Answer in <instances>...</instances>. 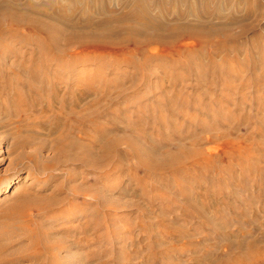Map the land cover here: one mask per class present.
<instances>
[{
  "label": "rangeland",
  "instance_id": "rangeland-1",
  "mask_svg": "<svg viewBox=\"0 0 264 264\" xmlns=\"http://www.w3.org/2000/svg\"><path fill=\"white\" fill-rule=\"evenodd\" d=\"M144 4L157 21L146 30L137 26L127 33L118 22L128 9L143 8L140 0H0V264H194L208 257L222 259L231 246L235 254V240L263 239L264 0ZM25 6L54 15L41 19L57 30L58 47L66 49L61 54L70 59L69 65L54 68V51L36 41L46 40L45 32L11 21L27 15ZM163 15L166 20L182 17L197 31L213 34L199 43L183 37L175 47L157 42L170 25L184 24L161 27ZM147 20L140 18L142 24ZM76 29L86 32L87 45L100 44L107 32L123 38L144 31L134 37L152 39L140 55L115 56L131 57L135 64L150 57L147 66L167 69L158 67L148 78L130 80L126 74L134 66L112 65L111 49L81 62L78 56L85 52L78 51L80 43L63 45L64 37ZM112 67L116 73H110ZM101 69L109 81L96 83H113L109 96L65 97L64 88L52 87L56 77L66 80L69 89L84 86L81 75ZM78 96L82 99L73 105ZM97 100L100 105L90 107ZM112 103L118 106L108 109ZM104 128L109 132H100ZM81 129L87 141L78 136ZM98 133L119 136V151L126 150L121 138L126 136L137 146L155 147L159 156L179 145L192 149L193 157L188 156L193 160L176 162L160 178L138 167L131 155L92 167L72 162L65 151L55 158L60 134L99 156L97 145L103 139ZM92 136L97 142L89 140ZM34 155L56 166L49 170ZM16 176L19 181L10 186ZM72 185L78 187L75 196L69 192ZM51 191L66 198L51 209L28 205L26 216L10 220L9 207L22 193Z\"/></svg>",
  "mask_w": 264,
  "mask_h": 264
},
{
  "label": "bare ground",
  "instance_id": "bare-ground-1",
  "mask_svg": "<svg viewBox=\"0 0 264 264\" xmlns=\"http://www.w3.org/2000/svg\"><path fill=\"white\" fill-rule=\"evenodd\" d=\"M140 2H141V6L143 8H139L138 10L137 9L136 10H130V9H128L127 10L128 12L126 13L125 17H123L119 22L116 21V22H118V27L119 28L127 29V33L131 32L132 30H138V29H136L137 26H140L141 28L144 26L142 29L143 30L144 29L146 30V28L149 27L150 25H152V23L154 21H157L156 17H154L150 13L151 11L149 10L150 11L149 12L147 10V8H146L147 6H145L146 4H144L145 3V0H140ZM147 2H150V1H147ZM132 5H133V3H132ZM161 6L166 7V5H164L163 3L161 4ZM164 10H166V8H164ZM22 12L26 13L27 15H24V16H21V17L20 16H16V17H12L11 18V21L14 22V24L16 23L15 26H25L26 28L30 29V31H32V32H34V30H39L41 32H45L47 34V36H48L46 38V40L43 39L42 41H40V40L39 41L36 40V41L39 43V45L43 46V48H48V49H50V51L51 50L54 51V53H52L53 54L52 57H55L57 59V61H58V63L56 64V66L54 68L57 69V70H61L65 66L69 65V60L70 59L68 60L65 56H63L61 54L62 52H66V49L63 48L64 46H62L61 48L58 47L59 43L57 41V39H58L57 38V30L56 29L54 30L53 27H51L47 23H44V21L41 19V16H45V17L51 19L54 15L53 14H49V13L48 14L50 16L47 15V14H45V13L42 14L37 9H34L33 10V9L27 7V6L23 7ZM29 13H31L32 16H29ZM34 14H36V15H34ZM160 15L159 16L157 15V17L160 18ZM143 17H147L148 20H149V22L148 23L143 22V24H142L140 22V18H143ZM166 19H167L166 16H164V18H163V21L164 22H162L161 25H159V26H161V27L162 26H165V23H168V24L169 23H176L178 21H183L184 22V24H181L178 27L176 25H170V30L167 31V34L166 35H162V37H159V38H155L154 39L157 42H160V43L163 42V43L168 44V45H170L172 47H175V44L177 42H179L180 39H182L183 37L193 38L194 40H196L199 43L202 40H208L210 38L209 36L213 34L212 31L207 32V33H203L202 31H197L195 27H193L191 24H188V22L184 21L185 19L182 18V17H180V18L174 17V18H171V20H166ZM198 20H199V18H198ZM60 26H63V28H64L65 25H61L60 24ZM77 31H78V33H77ZM121 31H123V30H119L117 32H121ZM61 32H63V30ZM91 34H92V32H91ZM116 34L119 35L118 33H116ZM135 34H137V35L138 34H143L144 35V31H141V30L140 31H137V33H134L133 35L125 34V36L123 38H118V37L115 36V34L108 33L107 32L104 36L100 37V39H103L105 41L101 40L100 44L87 45L84 42V41H86L85 39L88 37L86 35V32H81V31H79V29H76V34H71V35H67V36L64 37L63 45H69V44L74 43V42L80 43L79 46L81 47L82 50H78V51H83V53L85 52V54H82V55H79L78 54L79 56L78 55H75V56H78V58L81 60V62H83L82 60H89L90 58H93L94 55L100 53L102 49H104V50L111 49L112 51L114 50L113 51L114 54H111L110 53V57H111L110 60L112 59L110 61V63L112 65H118V64H122V63H125V64H123L125 66L126 65H131V66L133 65L134 67H132L133 68L132 72H129L130 74H126V77H128V79H130V80H134V79L141 80V79L147 77L149 75V73H152L155 70V68H156V67L155 68L154 67H149V66L146 65V63L148 61H151V58L150 57L148 59L147 58L144 59V61H142V62H138L139 64H135V62L133 61V59L131 57L126 58V59H124V58L122 59V58H119V57L115 56V55H118L120 53L123 54V53H126V52H130V54L133 55V57H134V56H138V55H140L142 53L145 43H148L149 40H151L152 38L147 37V39H145L144 41L141 42L138 38H135L134 37ZM195 43L196 42H194V44ZM55 50H57V51H55ZM86 53H89V54H86ZM177 53H178V58H179L181 53H180V51H178ZM90 56H93V57H90ZM99 63H98V66L101 65ZM169 63H171V62H169ZM170 65L174 67V65H172V64H170ZM167 66L168 65H163L161 67V65H160V66H158L160 68H158V67L157 68H158V70H162L163 68H166ZM169 70H171V69H169ZM116 72H117V70L114 67H112L110 73H116ZM105 73L106 72H105L104 69L98 70L95 73H90V74H88V73L87 74L86 73L84 74L83 73L84 75H81V76H84L83 77L84 78V81H87V83L84 84V86H79V87L78 86H75V87H72V89H69L67 86H65V83L64 82H66V80H63L61 78L59 79V77H56V78H54V81H52V84H54L52 87L58 86V87H60V90L62 88H64V89H62V91L64 90V92L66 93L65 94V97L67 95L68 96L72 95V93H76L80 97H85L87 95L89 96V94H91V93H101V92L103 94H106L107 96H109L110 95V92L112 91V89L114 87L113 86V83H112V85L111 84L110 85L102 84L101 86L98 85L100 87H98L97 86V83H96V82H98V79L107 80L109 78V77H105L107 75V73L106 74ZM226 73H228V72H226ZM122 74H123V72H122ZM164 74L165 73H163V75ZM163 75H162L161 79H163V78L166 77V76L163 77ZM115 76H116V74H115ZM118 76H119V74H118ZM121 76L123 77L125 75H121ZM218 76H221V74L218 75ZM12 77H14V76H12ZM167 78L169 79V77H167ZM72 80H74V81L75 80L81 81L79 78H76V77H73ZM108 81H109V79H108ZM67 82H68V80H67ZM180 82H182V81H180ZM135 83L136 82H134V81L131 82V84H133V87H134V84ZM166 83H167V81H166ZM108 84H109V82H108ZM198 84L200 85V83H198ZM135 85H137V84H135ZM153 87L154 86L152 85L150 88L152 89ZM117 88H121L122 89L123 87L121 85V86H117ZM169 88H171V87H169ZM136 89H139V88L137 87ZM80 97L77 98L76 101H74V100H73V102H71L69 100L68 101L71 102L72 104L74 103L73 105H76L77 102H79L80 99H82ZM221 97H222V95H221ZM224 97H225V95H224ZM204 99H205V97H204ZM153 100H155V99H153ZM95 101L93 103H91L90 107L92 105H94V104H95L94 106L100 105L99 103H100L101 100L100 101L97 100V102H95ZM137 101H139V100H137ZM155 101L152 102V104L155 103ZM159 102H160V100H159ZM116 103H117V101H116ZM116 103L115 104H113V103L112 104H109V106L107 108L108 109L109 108H111V109L116 108L118 106V105H116ZM140 104H142V103H140ZM87 108L88 107H86L84 110H86ZM81 120L83 121L84 120V117H81ZM114 129L116 130L115 127H114ZM114 129L111 128L110 129V132H111V130H114ZM137 129H139V128H137ZM106 130L107 129H105L104 131H100V132H105ZM82 133H83V130L81 129L80 132L78 133V136L81 137L83 140H86L87 141V138L85 136L87 133L86 134L85 133L82 134ZM98 134H99L98 136L99 137H102V139H103V142L100 145H97V146H99V151H96V152H99L100 153L99 154L100 157L98 155H94V150L93 149L92 150L91 149H88V148L86 149V147H85V149L83 150L81 148V145L79 143H77L74 140H70L68 138L66 139L65 138L66 137L65 135L62 137V135L60 134V135H58L59 137L57 136L58 137L57 138L58 139L57 141L60 144L55 147V151H56L55 152V155H54L55 158L58 155L59 156L62 155L63 152L65 151L66 152V158H70L72 160V162L73 161H80V163H82V165L84 164V165H87V166L89 165L90 167H92V165H94L95 163L96 164H100V166L101 165H104V164L108 163L110 161V159H112L113 157L125 159L127 157V155H131V156H133V157L136 158L137 163H138L137 164L138 167H140L141 169H144L146 171L147 170L148 171H152V172L155 171V173L158 176H160V178L162 177L161 174H164L165 175L166 174V170L168 171V170L172 169L173 168V164H175L176 162H181V164H178V165H186L184 163H186L188 160H190V159L193 160L191 158V157H193V154L192 153H194L192 151V149L191 150L190 149H186V148H183L182 149L181 148L182 146H180V145H179L178 149L175 152H168L167 151L164 154H162V153L165 150L164 149L162 150L161 148H159V151L162 152L161 153L162 155L159 156V155H157V153H155V152L158 151V149L156 150L155 147L154 148L152 147V149H151V148H145L142 145L141 146H137L135 144V142H133V139H130V137L126 138V136H125V137H121V138L122 139H125V143L127 145L126 150L119 151L118 150V147H119V145L121 143V139H120L119 136L117 138V137H112L111 135H107L105 133H101V134L98 133ZM140 135L141 136H144V134H142V133L141 134L140 133L138 134V136H140ZM88 136H90V135H88ZM136 136H137V134H136ZM148 136H146V137H148ZM149 137H152V136H149ZM89 140H91V142L96 141V136H92L91 139H89ZM63 141H66V144ZM232 144L233 143H231V145ZM95 145L93 144V146H95ZM64 146L65 147H68V148L64 150L63 149ZM73 149L79 150L80 153L74 155L72 153L74 151ZM154 150H155V152H153ZM195 153L198 154V151L195 152ZM188 155L189 156L191 155V157H189ZM90 156H95L94 157L95 159H93V158H92V160L89 159L88 157H90ZM96 156H98L99 158H97ZM32 157L34 159L36 158V160H37L36 162H42L43 163V166H45V168H48V169L50 168L49 170H51V168H53V167L56 166V163L55 162H51V163H48V161H45L44 162V161L40 160L38 158V156H36V155H34ZM206 162H205V164L208 165V163H206ZM80 163H78V164H80ZM208 169H209V167H208ZM156 174H155V177H156ZM153 175H154V173H153ZM17 177L18 176L13 177V179L11 180L10 186L15 185L19 181V179ZM77 188L78 187L72 185L70 187V191L69 190L68 191L70 193H72V192L74 193V192H77V190H78ZM73 193H72V195H74V196H75V194H77V193H75V194H73ZM20 196L21 197L19 199H17L11 205V207H9V212L12 215L10 217V220H12V219L15 220V219H17L16 217H20L21 215L23 217L26 216V214H25L26 209L25 208L28 205L35 206L36 208L45 207L47 209L48 208L51 209L53 207H57V204L63 202L64 199L66 198L65 196H61L59 193H56V191L54 193L52 191L51 192H48V193H39V192L38 193H36V192H32V193L31 192L30 193H22ZM87 218H90V217L88 216ZM87 220L88 219H86V221ZM11 223H13V222H11ZM262 237H263V239L261 240V242L260 241L259 242H256L257 240L255 241V239L254 240H249L247 242L241 241V240H239L240 242L239 241L237 242L235 240V246H234V248H236V250H238V251H236V253L233 254V252H234V251H232L233 250V247L232 246L231 247H228L229 248L228 249L229 252L226 253L225 257H222V259L216 258V257H212V258L211 257L210 258L208 257V258H204L203 260L202 259L201 260L200 259L199 260L197 259V260L201 264H241V263H245V264H262V263H264V234H262ZM230 251H231V253H230ZM165 254H166V252H165ZM192 260H194V258ZM197 260H196V262H197ZM200 263H198V264H200ZM191 264H193V263H191Z\"/></svg>",
  "mask_w": 264,
  "mask_h": 264
}]
</instances>
